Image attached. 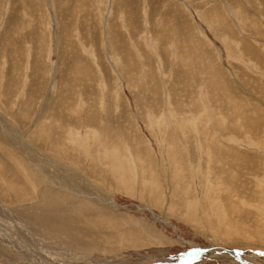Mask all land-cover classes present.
<instances>
[{
    "label": "rangeland",
    "instance_id": "obj_1",
    "mask_svg": "<svg viewBox=\"0 0 264 264\" xmlns=\"http://www.w3.org/2000/svg\"><path fill=\"white\" fill-rule=\"evenodd\" d=\"M241 50L252 62L264 58V0H0V264H35L40 250V264H242L248 255L234 259L229 251L249 253L248 241L256 245L246 249L263 254V234L234 224L239 219L256 230L252 199L261 179L235 166L234 149L259 152L242 146L239 133L236 143L228 140L238 128L232 121L224 122L227 133L217 126L221 142L210 119L199 121L201 136L193 124L196 115L212 116L211 105L217 118L238 116L223 96L215 100L218 85L259 104L244 113L264 125V78L257 75L264 62L245 68ZM199 93L208 95L206 109ZM198 143L210 152L201 174ZM214 157L226 163V185L216 190H225L220 201L234 216L231 240L210 208L216 194L204 173L206 162L212 171L220 166ZM235 176L248 198L231 197ZM64 180L77 191L64 192ZM51 192L70 197L71 207H42ZM24 212L66 229V246L47 234L30 239ZM254 260L264 264V257Z\"/></svg>",
    "mask_w": 264,
    "mask_h": 264
},
{
    "label": "bare ground",
    "instance_id": "obj_2",
    "mask_svg": "<svg viewBox=\"0 0 264 264\" xmlns=\"http://www.w3.org/2000/svg\"><path fill=\"white\" fill-rule=\"evenodd\" d=\"M261 51V50H260ZM249 52H251L250 53V55H256L257 56V54L254 52V54L252 53L253 51L251 50V49H249ZM239 53V56H238V60L240 61V62H242V65L244 64V66H245V68H249V70H251V69H256V68H258L261 64H262V62H264V58H254V59H256L257 61H253L252 62V60L253 59H251V58H247L246 56H244L245 55V52H244V50H241L240 52H238ZM247 55V54H246ZM259 56V55H258ZM262 61V62H261ZM248 70V69H247ZM254 72V71H253ZM257 75L260 77V79H263L264 78V72H260V73H257ZM217 79H219V77L217 76V74H215L214 75V80H213V82H216V81H218ZM240 81H238V83H239ZM220 83V82H219ZM244 84V86H242V88H243V91L244 90H247V85L245 84V83H243ZM220 85V84H219ZM234 85V84H233ZM236 85V84H235ZM237 86V85H236ZM203 87H204V85H203ZM212 87H213V90H214V94L216 95V97H218V96H223L224 97V101L223 102H225V104L229 107V108H232V107H235V109H236V113H237V115L238 116H236L234 119H232L231 117H230V115H227L228 116V119L225 117V116H223V115H221V117H219V118H217L218 117V115H220L221 113H217V112H215V108H213V105H211V106H209V108H211L212 109V116L210 115V113L209 112H206L203 116H198V118H196V116H195V123H193V122H191V123H193V124H195V131H196V133L199 135V136H201V131H200V128H199V121L201 120L202 121V118H204V117H206L207 119H210V121L211 122H207L208 124L209 123H211V125H212V130H213V135L216 133V139L215 140H220V139H222V135H220V134H217V126H219L220 128H221V130H223L224 129V132H228L229 131V129H231V128H237L236 130H235V132H234V134L235 135H233V136H228V140L229 141H231V142H233V143H236V141L234 140V137H237V135H238V133H239V137H237L239 140H243V142H244V145L242 144V146H246V147H251V148H253V149H255L257 152H259V155L258 156H254L252 153H250V152H248V151H246V150H242V151H240V150H235L234 149V152H235V154H236V157H235V166H238V167H241V168H243L245 171H246V173L247 174H251V172L254 170L255 171V174L256 173H259V175H261V176H258V178L259 177H261V179L260 180H258V184L256 185V187L258 188V191H257V189H256V191H257V195L258 196H256L254 199H252V198H250V199H252L253 200V202H255V203H257L258 204V207H259V212L258 213H254V214H256L257 216H258V218H256L257 219V228H256V230H253V225L252 224H250V227H251V230H249V229H247L246 227H248V225H247V223L246 222H241L239 219H237V220H235V223L234 224H236V225H238L239 227H236L235 228V230L236 231H239L240 230V228L242 229V230H244L246 233H248V234H250V235H255V234H257V235H259V234H263L262 236H264V231H262L263 229H264V145H262L261 144V140H262V138L264 137V125L262 126L261 124H259L257 121V123H255V121L254 122H250L249 121V119L251 118H247V117H249V115H252V113L251 114H247V113H244V111L245 110H249L250 112H251V110H252V108L254 107V106H258L259 104H257V103H255V102H251L252 101V99L251 98H247V96L246 97H240V96H234V95H228V91L226 92L224 89H222V87L220 88V87H218V85H212ZM238 87V86H237ZM240 88V87H239ZM241 88V89H242ZM235 89V88H234ZM238 89V88H237ZM201 90V89H200ZM232 90V89H231ZM233 91V90H232ZM237 91V90H236ZM243 91H241V92H243ZM245 92V91H244ZM247 92H248V90H247ZM248 94V93H247ZM242 95V94H241ZM245 96V95H244ZM249 96H251V95H249ZM248 96V97H249ZM256 98V97H255ZM218 103L220 102V98L218 97L217 99H215ZM256 100V99H255ZM197 101H199V107H200V110L201 109H206L207 107V105H206V103H208V95L206 94L205 96L204 95H202V94H198V97H197ZM168 102V101H167ZM169 103H170V101H169ZM217 103V104H218ZM238 103V104H237ZM264 103V102H263ZM254 106H253V105ZM168 105V104H167ZM238 105H241V106H243V107H239ZM169 107V106H168ZM170 107H171V105H170ZM252 107V108H251ZM240 108V109H239ZM247 108V109H246ZM171 109V108H170ZM259 109V108H258ZM241 110H242V112H241ZM262 111V110H261ZM262 113V112H261ZM164 114V113H163ZM166 115H167V113H166ZM164 116V115H163ZM172 116H173V118H174V116H176L175 114H172ZM241 116H243V118L241 117ZM193 117V116H192ZM162 118V117H161ZM164 118V117H163ZM159 119V118H158ZM206 119V120H207ZM255 119V118H254ZM164 120V119H163ZM197 120V121H196ZM252 121H253V119H251ZM162 121V120H161ZM166 121V120H165ZM225 121H232V126H231V128H230V125L229 124H225L226 126H224V122ZM198 122V123H197ZM236 123V124H234V123ZM241 122V123H240ZM163 123V122H162ZM155 124V123H154ZM6 125V124H5ZM3 126H4V124H3ZM2 126V127H3ZM158 126V125H157ZM193 126V125H192ZM208 126V125H207ZM244 130L243 132H242V129ZM4 129H5V126H4ZM6 130V129H5ZM95 131V130H94ZM93 132V131H92ZM97 132V131H96ZM16 133V132H15ZM94 134V133H93ZM230 134H232V132L230 133ZM196 135V134H195ZM228 135H229V133H228ZM14 136V135H13ZM15 137V136H14ZM23 141V140H22ZM219 142H221V140L219 141ZM217 143V142H216ZM238 143V142H237ZM100 145V144H99ZM102 145V144H101ZM224 145V144H223ZM26 146V145H25ZM26 148H28L29 149V147H26ZM198 148H199V159H200V161H199V164H200V168L198 169L199 170V174H201L203 171L201 170L202 168H203V166H201L202 165V163H201V159H203V155L204 154H206L207 155V158L209 159V155H210V152H207L206 150H205V147L202 145V144H200V143H198ZM231 149H232V147H231ZM241 149V148H240ZM105 150V149H104ZM87 152V151H86ZM197 152V151H196ZM230 152V151H229ZM29 153H31L30 154V157L32 156V157H35V154H34V152H32V151H29ZM198 153V152H197ZM204 153V154H203ZM189 156V155H188ZM215 157H218L217 155L215 156ZM214 157V158H215ZM251 157H255L256 158V160L255 159H253V158H251ZM195 158L197 159V160H199L198 159V156L196 157L195 156ZM244 158L245 159H251L252 160V162L250 163V164H247L245 161H244ZM34 159V158H33ZM46 159V158H45ZM129 159H130V156H129ZM207 159V160H208ZM216 159V162H212V164L214 165V166H216V165H218V164H220L222 161H219V162H217V158H215ZM222 159V158H221ZM48 160V159H47ZM46 160V161H47ZM50 160V159H49ZM48 160V163H50V161ZM128 160V159H127ZM132 160V159H131ZM211 160H212V158H211ZM33 161H39V160H33ZM203 161V160H202ZM240 161H244V162H241L240 163ZM40 162H41V160H40ZM52 162H54V161H52ZM128 162V161H127ZM38 163V162H37ZM243 163V164H242ZM41 164V163H40ZM228 164V163H227ZM44 165H46V164H44ZM44 165H41V167H45ZM190 165V164H189ZM225 165H226V163L223 165V164H220V166L218 167V169H214V171H212V170H210L209 169V167H208V162H206V166H207V168H206V172L204 173L205 174V176H206V183L209 185V184H211L212 183V186H211V190L212 191H214L215 192V196L213 197V199L211 200V203H210V208H211V211H212V205H215L216 206V211L214 212V215L216 216V218H217V221H218V223H217V225H216V228L218 229V230H221V232H223V235H224V238L226 239V238H229L230 240H231V237L232 236H235V234L231 231L232 230V220H231V218H233L234 216H233V214H228V210L225 208V206H224V203L222 202V201H220L221 200V197L220 196H222V194H224V192H225V190H223V189H221V188H217V190H216V187L217 186H223V185H226V182H225V180L223 179V176L221 177L220 176V174H222V173H224L225 171H226V169L227 168H225ZM242 165V166H241ZM40 166V165H39ZM47 166V165H46ZM50 166V165H49ZM62 166V165H61ZM65 166V165H64ZM63 166V167H64ZM129 166V165H128ZM202 167V168H201ZM237 168V167H236ZM42 169V168H41ZM59 169H61V168H58V170ZM68 169V170H67ZM66 170L69 172V168H67ZM65 169H61L60 171L61 172H63V171H65V172H67ZM45 171V170H44ZM43 171V172H44ZM48 172V171H47ZM46 173V172H45ZM64 173V172H63ZM75 173V172H74ZM197 173V172H196ZM47 174V173H46ZM77 174V173H76ZM229 174V173H228ZM49 175V174H48ZM207 175H209V177L207 176ZM210 175H212L213 176V178L211 179L212 181H210L209 180V178H210ZM50 176V175H49ZM53 177V176H52ZM48 179H49V177H47ZM236 181H232L231 183H229V187H227V189L229 190V191H231L232 192V196L231 197H233V198H238V197H242V198H248L249 196H250V193H248L247 192V190H248V188L246 187V186H240V185H238V186H236L234 183L235 182H237V180H238V176H235V177H233ZM49 181H51L52 183H54V185H56L57 186V184H59V182H56V180L55 179H51V180H49ZM242 181H244V179L242 180ZM255 182V181H254ZM253 183V182H252ZM205 186V185H204ZM242 187V189H240ZM56 188V187H55ZM94 188V187H93ZM61 189H63V190H65L64 192H75V191H77L76 189H74V187L72 186V183H70V181H66V180H64L62 183H61ZM94 189H96V188H94ZM96 191H98V190H96ZM47 192H49L48 190H43L42 192H41V194H40V196H41V198H42V200H44V199H48L47 198ZM79 192V191H78ZM52 193L53 192H51V196H50V194H49V198H52L53 197V195H52ZM226 193V192H225ZM58 194V193H57ZM87 195V194H86ZM88 196V195H87ZM89 196H90V194H89ZM228 196V195H227ZM91 197V196H90ZM100 197V196H99ZM92 198V197H91ZM96 199H100V198H98L97 196L95 197ZM94 198V199H95ZM72 199L70 198V197H68V196H66V198H61V197H59V196H57L56 197V195L51 199V200H49V202H46V203H43V205H42V207H47L48 208V210L49 211H51V209H54V212H58V211H63V210H68L70 207H71V204H70V202H72L71 201ZM93 200V199H92ZM51 201L53 202V205L52 206H50V204H51ZM104 201H106V202H108L109 201V203L108 204H110V205H112L113 207H115L116 206V203L112 200V198L111 199H108L107 197H106V199L104 200ZM103 201V202H104ZM105 202V203H106ZM23 203V202H22ZM50 203V204H49ZM0 208H3L2 207V205L0 204ZM4 209V208H3ZM46 209V208H45ZM9 212H13L12 214L13 215H16L15 214V211H13V210H11V209H7ZM18 210H20V209H18ZM56 210V211H55ZM210 210V209H209ZM44 211V210H43ZM47 211V210H46ZM231 211V210H230ZM247 211H249V210H247ZM251 212V211H250ZM53 213V212H52ZM51 213V214H52ZM45 214V213H44ZM50 214V215H51ZM213 214V213H212ZM212 214H211V217H212ZM52 215H54V213L52 214ZM42 216V215H41ZM8 217V216H7ZM18 217V216H17ZM19 218V217H18ZM45 218V217H44ZM19 219H21V218H19ZM23 219L24 220H22L23 221V223L24 224H21L23 227H24V231H26L27 232V234H28V236L30 237V239L31 238H34V236L32 235V234H36V235H45V234H47V235H49V236H52V237H54L55 239H58V241L57 242H59V243H61L62 244V246L64 245V247L66 246V244H64L62 241H61V236H65L66 237V239L67 240H69V234L67 233V234H65V232H63V230H66V229H61V227L59 228L58 226H55L54 227V225H49L48 223H46L44 220H42L41 219V217L40 216H37L36 214H31V213H26V212H24L23 213ZM248 219H249V217H248ZM14 220V219H13ZM20 221V220H19ZM46 221H48V220H46ZM216 221V220H215ZM7 222V221H6ZM9 222V221H8ZM21 223V222H20ZM50 223V222H49ZM32 224H34V229L32 230V229H30V226L32 225ZM10 225V224H9ZM20 225V226H21ZM12 226V225H11ZM213 226V225H212ZM23 229V228H22ZM213 229V228H212ZM217 229H216V231H217ZM22 231V230H21ZM33 232V233H32ZM220 233V232H219ZM255 233V234H254ZM220 234H222V233H220ZM75 235V234H74ZM222 236V235H221ZM48 237V236H47ZM216 237H217V235H216ZM2 238V237H1ZM218 238H219V236H218ZM264 238V237H263ZM37 239V238H36ZM36 239H33V241L34 240H36ZM64 238L62 237V240H63ZM4 240V239H3ZM247 240V239H246ZM23 241V240H22ZM33 241H31V243L33 242ZM38 240H36V242H37ZM42 241V240H41ZM232 241H234L233 240V238H232ZM261 241H263V240H261ZM25 242H26V240H25ZM24 242V243H25ZM35 243V242H34ZM33 243V244H34ZM67 243V242H66ZM238 243H240V242H238ZM242 243V242H241ZM246 243V242H245ZM36 244V243H35ZM33 245V246H35L36 247V245ZM38 244V243H37ZM41 244V243H40ZM40 244H39V246H40ZM260 244V243H259ZM245 245H247V247H245V246H243V248H244V250H247L249 253H245V254H241V253H239V252H237V251H233V250H230L229 252L230 253H232L233 254V258L234 259H236V258H238L239 260H240V257L243 255H248L247 256V258L245 259V261H241L242 262V264H260V263H257V261H255L254 259L257 257V256H259V257H264L263 256V254L262 253H260V252H256L255 250H257V249H253L254 251H250V250H248L249 248L248 247H251V246H254V245H256V244H254L252 241H248ZM235 246H237V245H235ZM41 247H42V245L39 247L40 249H41ZM49 247H52V246H48V248H46V249H49ZM38 248V249H39ZM44 248V247H43ZM67 248V247H66ZM246 248H248V249H246ZM259 248V247H258ZM35 249V248H34ZM45 249V248H44ZM57 249V248H56ZM69 249V248H68ZM50 250H51V248H50ZM33 251V250H32ZM36 251V250H35ZM38 251V250H37ZM41 251V250H40ZM40 251H38L39 253H40ZM43 251V250H42ZM46 251H48V250H45V252ZM259 251H263V250H259ZM38 252H37V254L36 255H38ZM28 253V252H27ZM34 253V252H33ZM33 253H30V254H33ZM42 253H44V252H42ZM48 253V252H47ZM65 253V252H64ZM257 253V254H256ZM29 254V253H28ZM29 254V255H30ZM49 254V253H48ZM53 254V253H52ZM200 254V253H199ZM24 256V257H26V260L27 261H31L32 260V256H34V259L36 260L38 257H36V255L35 254H33L32 256ZM72 255H74V254H72ZM45 257H46V255H44ZM48 256V255H47ZM51 256V255H50ZM49 256V257H50ZM66 256V255H65ZM61 257V256H60ZM39 258H40V256H39ZM47 258V257H46ZM50 258H54L53 256L52 257H50ZM49 258V261L51 260ZM73 258V257H72ZM33 259V261H34V263L35 264H40V261H41V259H40V261H39V259L38 260H34ZM42 260H43V258H42ZM45 260V259H44ZM53 261L55 260V259H52ZM56 260H57V258H56ZM195 260V259H194ZM64 261V260H63ZM44 262V261H43ZM60 262V261H59ZM73 262V261H72ZM56 263H57V261H56ZM43 264H50V263H46V261H45V263H43ZM236 264V263H235Z\"/></svg>",
    "mask_w": 264,
    "mask_h": 264
}]
</instances>
